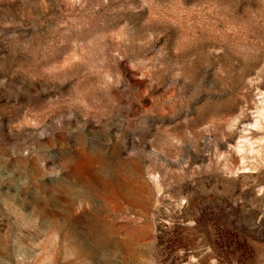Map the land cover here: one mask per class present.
Returning <instances> with one entry per match:
<instances>
[{"label": "rangeland", "instance_id": "obj_1", "mask_svg": "<svg viewBox=\"0 0 264 264\" xmlns=\"http://www.w3.org/2000/svg\"><path fill=\"white\" fill-rule=\"evenodd\" d=\"M0 264H264V0H0Z\"/></svg>", "mask_w": 264, "mask_h": 264}]
</instances>
